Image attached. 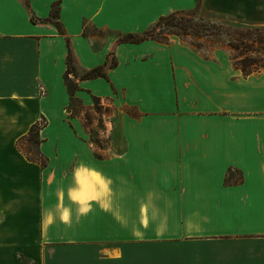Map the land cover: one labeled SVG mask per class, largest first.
<instances>
[{
	"label": "crops",
	"instance_id": "1",
	"mask_svg": "<svg viewBox=\"0 0 264 264\" xmlns=\"http://www.w3.org/2000/svg\"><path fill=\"white\" fill-rule=\"evenodd\" d=\"M56 1L65 34L30 18ZM197 6L264 25V0H0V264H264V69L177 36L117 42ZM66 37L80 72L115 56L107 78H73L85 108L116 110L101 153L70 115ZM39 119L44 165L18 147ZM81 162L111 178L107 210L70 199Z\"/></svg>",
	"mask_w": 264,
	"mask_h": 264
},
{
	"label": "trees",
	"instance_id": "2",
	"mask_svg": "<svg viewBox=\"0 0 264 264\" xmlns=\"http://www.w3.org/2000/svg\"><path fill=\"white\" fill-rule=\"evenodd\" d=\"M59 1L52 4L49 16L45 19L37 18L33 13L30 18L33 22H51L57 26L60 34H65L58 20ZM215 20H218L216 22ZM171 36H177L183 41L191 38L188 42L192 46L203 49L200 45L203 39L213 40L221 47L227 48L233 65L240 69L243 75H249L264 69V25L225 18L222 14L205 11L198 6L191 10H177L167 15L160 16L153 24L140 33H127L117 37L118 43H140L148 39L159 42H168ZM67 58L65 83L70 97H73L76 84L73 78L91 79L97 77L107 78V69L116 65L113 52L109 53L104 64L95 66L87 71L80 72L76 66L74 54L70 47L69 38L66 37ZM216 46V45H215ZM96 102V100L94 101ZM44 124L37 122L33 124L23 140L36 143L38 148V131ZM18 147L26 155L27 159L45 164V159L39 151L35 156L27 153L30 149L24 148L19 141ZM31 152V151H30Z\"/></svg>",
	"mask_w": 264,
	"mask_h": 264
},
{
	"label": "clouds",
	"instance_id": "3",
	"mask_svg": "<svg viewBox=\"0 0 264 264\" xmlns=\"http://www.w3.org/2000/svg\"><path fill=\"white\" fill-rule=\"evenodd\" d=\"M71 175L73 184L69 189V196L72 202L78 206L79 215H87L92 210L93 203L102 210L108 209L112 191L110 177L101 170L82 162L72 169ZM44 214L50 224L56 221V213L51 209H46ZM59 220L65 224L71 223V209L64 207L60 210Z\"/></svg>",
	"mask_w": 264,
	"mask_h": 264
},
{
	"label": "rangeland",
	"instance_id": "4",
	"mask_svg": "<svg viewBox=\"0 0 264 264\" xmlns=\"http://www.w3.org/2000/svg\"><path fill=\"white\" fill-rule=\"evenodd\" d=\"M148 21L149 20H146L145 23H147ZM215 21L218 22V20ZM170 38L175 37L171 36ZM186 40L188 42L194 41L191 38H186ZM214 42L215 41L213 40L209 41L208 39H203L200 45H202L203 51L205 52L210 51L215 47H221L220 44ZM226 51L228 54H233V51L231 52L228 49H226ZM69 109L71 112L70 115L78 114L82 116L83 122L85 123L87 131L89 132V136L97 147V151L99 153H101L100 149L104 148V142L106 139H116L120 137L118 128L114 127L113 129H109L108 125L106 124V122L109 121V119L115 114L116 111L110 105H104L100 101L96 100V102H94L92 106L85 108L83 105H81L79 99H75L74 97H72L71 102L69 104ZM128 110L129 112L134 113L132 109ZM39 122L43 123L44 121L42 119H39ZM25 144V147L27 149L29 148L33 155L37 152L36 143L26 142ZM23 264L31 263L23 261Z\"/></svg>",
	"mask_w": 264,
	"mask_h": 264
}]
</instances>
